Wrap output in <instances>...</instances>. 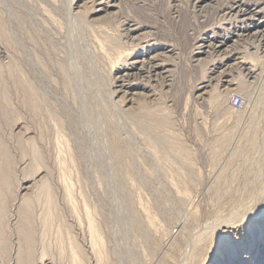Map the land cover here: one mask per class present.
<instances>
[{
  "label": "rangeland",
  "instance_id": "1",
  "mask_svg": "<svg viewBox=\"0 0 264 264\" xmlns=\"http://www.w3.org/2000/svg\"><path fill=\"white\" fill-rule=\"evenodd\" d=\"M52 1L0 2V264H264V0Z\"/></svg>",
  "mask_w": 264,
  "mask_h": 264
},
{
  "label": "bare ground",
  "instance_id": "2",
  "mask_svg": "<svg viewBox=\"0 0 264 264\" xmlns=\"http://www.w3.org/2000/svg\"><path fill=\"white\" fill-rule=\"evenodd\" d=\"M3 2V1H5V0H0V2ZM45 1V0H44ZM52 1V0H51ZM53 2V1H52ZM50 3V2H49ZM91 3H92V0H91ZM95 2H93V4H94ZM2 4V3H1ZM0 4V6H2ZM73 4V0H68V2H67V7H68V9H67V11L69 12L71 9H73L72 7H71V5ZM4 5H5V3H4ZM55 5V4H54ZM6 6V7H5ZM4 7L5 8H7V10L9 11V8H8V4H6ZM56 7V6H55ZM66 7V8H67ZM49 8V7H48ZM1 9V8H0ZM54 9V8H53ZM1 10H3V9H1ZM0 10V16L4 13L5 15H6V17H8L10 14H8V16H7V14L5 13V12H3V11H5V10H3V11H1ZM49 10V9H48ZM3 12V13H2ZM73 12H75L76 13V11H73ZM9 13H12V12H9ZM69 13H71V12H69ZM4 16V15H3ZM70 16H71V14H70ZM76 16V15H75ZM82 16V15H81ZM81 16H79V17H81ZM9 17H11V15L9 16ZM8 17V18H9ZM71 17H73V15L71 16ZM83 17H85V16H83ZM10 19V18H9ZM46 19V18H45ZM72 19V18H71ZM70 19V20H71ZM47 20V19H46ZM74 20V18L71 20V21H73ZM84 20V19H83ZM85 20H86V18H85ZM0 22L2 23V25H3V27L5 28L7 25V23L8 22H6L5 20H2L1 18H0ZM38 22V21H37ZM52 23V22H51ZM9 24V23H8ZM37 25V24H36ZM49 25V24H48ZM38 26H39V24H38ZM41 26V25H40ZM43 27V26H42ZM41 27V30L44 28H42ZM49 28H51V27H49ZM38 30V29H37ZM46 30V29H45ZM46 32V31H45ZM47 32H49V31H47ZM38 33V32H37ZM50 33V32H49ZM50 34H52V33H50ZM45 35V34H44ZM39 37V36H38ZM46 37H47V35H46ZM35 38V37H34ZM40 38V37H39ZM43 39H44V37H42ZM53 38H55V37H53ZM58 39V38H57ZM23 40V39H22ZM21 44H22V42L21 41H19ZM35 42H36V39H35ZM52 43V42H51ZM23 44H24V42H23ZM32 44V43H31ZM40 44V43H39ZM44 44H46V43H44ZM38 45V44H37ZM23 46L24 45H22V49H25V48H23ZM29 45L27 44V46L26 47H28ZM47 46V45H46ZM48 46H49V44H48ZM40 47V46H39ZM31 48V47H30ZM29 48V49H30ZM41 48H42V46H41ZM27 49V48H26ZM39 50V49H38ZM45 50V49H44ZM22 51H24V50H22ZM21 51V52H22ZM31 51H33V50H31ZM31 51H30V53H31ZM36 51V50H35ZM35 51H34V53H35ZM20 52V53H21ZM25 52V51H24ZM27 52H29V51H27L26 50V52H25V54L27 53ZM44 52V51H43ZM28 54V53H27ZM32 55H33V53H31ZM30 54V55H31ZM36 54V53H35ZM29 55V54H28ZM22 56V55H21ZM34 56V55H33ZM29 59V58H28ZM28 59H26L25 58V60L27 61ZM31 59H34L35 60V57L34 58H31ZM42 59V58H41ZM40 59V57H37V60H38V62L37 63H42V64H40V65H43V62H42V60L44 59H42L41 60ZM24 60V58L22 59V61ZM33 60V62H35ZM46 60V59H45ZM21 61V62H22ZM25 62V61H24ZM12 64H14V62H11ZM11 63L9 64V65H11ZM23 63V62H22ZM28 63V62H27ZM32 63V62H31ZM29 64V63H28ZM48 64V63H47ZM16 65V64H15ZM23 65V64H22ZM21 65V66H22ZM17 66V65H16ZM19 66V65H18ZM24 66V65H23ZM50 66V65H49ZM41 67V66H40ZM45 68V66L43 65L42 66V68ZM47 67V66H46ZM19 68V67H18ZM26 68V67H25ZM39 68V67H38ZM47 69V68H46ZM56 69V68H55ZM55 69H54V71H55ZM21 71H20V75H21V81H23L24 80V82H25V84H26V86H27V95H28V97L30 98V99H32L33 100V105H32V107L35 109V111H36V116L37 117H39V116H42L43 115V113H42V107H43V105L40 103V101L39 102H37V100H38V94H40V98L42 99V96H43V98L45 99V95H43V93H41L42 92V90H43V88H42V90H39L38 89V86H36V84H35V82H32V81H30L29 80V72L31 71V69H30V71H28V69L26 70V69H20ZM38 70V69H37ZM42 70H44V69H42ZM40 71V70H39ZM57 71V70H56ZM32 72V71H31ZM45 72V71H44ZM50 73H51V71H49ZM53 72V71H52ZM38 73H40V72H38ZM48 73V72H47ZM46 73V74H47ZM50 73H49V77H51L50 76ZM56 74V73H55ZM0 75H1V71H0ZM32 75V74H31ZM37 76V75H36ZM74 76V75H73ZM39 77V76H38ZM38 79V78H37ZM41 79V78H40ZM51 79V78H50ZM53 79V78H52ZM42 81V80H41ZM54 81H55V79H54ZM57 81V80H56ZM43 82V81H42ZM53 82V81H52ZM64 82V81H63ZM37 83V82H36ZM44 83V82H43ZM67 83V82H66ZM39 84H40V82H39ZM45 84V83H44ZM38 85V84H37ZM43 85V84H42ZM50 86V85H49ZM40 87H42L41 85H40ZM44 89H46V87L44 88ZM52 90V89H51ZM41 91V92H40ZM46 91H49L48 89L46 90ZM43 92H45V91H43ZM49 93H51V91L49 92ZM45 94V93H44ZM53 94V93H52ZM69 94V93H68ZM48 95H50V94H48ZM47 96V95H46ZM53 97H54V94H53ZM48 98V97H47ZM50 99H52V98H50ZM49 99V100H50ZM56 99V98H55ZM47 100V99H46ZM57 101L59 100V99H56ZM55 100V101H56ZM51 101V100H50ZM52 101H54V100H52ZM61 101V100H60ZM111 101V100H110ZM61 102H63L64 104L66 103V102H64L63 100L61 101ZM50 103V102H49ZM56 102H54V104H55ZM62 103V104H63ZM51 104V103H50ZM52 104H53V102H52ZM51 104V105H52ZM56 104H58V102L56 103ZM66 104H68V103H66ZM69 104H70V101H69ZM68 104V105H69ZM110 105V104H109ZM56 106V105H55ZM49 107V106H48ZM47 107V108H48ZM53 107H54V105H53ZM58 107H59V105H58ZM112 107H114V106H112ZM116 107H117V105H116ZM57 108V107H56ZM119 107H117V109H118ZM46 109V108H45ZM54 109V110H53ZM53 109H46L45 110V114H44V116H45V118H47L48 119V122H50L53 126V128H54V131L57 133V134H60V132H61V130L59 129V127H58V125H57V123H56V118L58 117L57 116V114H56V112H55V108H53ZM58 109V108H57ZM67 109V108H66ZM65 109V110H66ZM116 109V110H117ZM121 110H122V108H120ZM61 110H63V109H61ZM64 110V111H65ZM68 110H70V109H68ZM119 110V109H118ZM59 112V111H58ZM61 112V111H60ZM124 112V111H123ZM67 113V112H66ZM70 114V113H69ZM123 114H125V113H123ZM64 115V114H63ZM126 115V114H125ZM42 118V117H41ZM39 125V124H38ZM50 126V125H49ZM51 127V126H50ZM24 131H26V129L24 130ZM62 137H63V142H64V145H65V148H66V150H67V152H68V156L70 157V159H74L73 158V156H72V150H71V148H70V144H71V142H70V140H69V138L66 136V134L63 132L62 134H60ZM32 151H33V156H34V158L36 159V160H42L43 158H45L44 157V155H43V153H42V151L40 150V148L38 147V146H36V145H33V147H32ZM55 158L58 160V161H61V159H62V156H61V153L59 152V148H58V152L55 154ZM71 160V161H72ZM226 223H228V222H226ZM225 224V223H224ZM228 225V224H227ZM210 235V234H209ZM194 245V244H193ZM192 246V245H191ZM196 246V245H195ZM197 247H198V244H197ZM191 248V247H190ZM191 250L193 251V248H191ZM190 252V251H189ZM187 253V254H189V256L187 255V257H190V253ZM197 253V252H196ZM194 254V255H191L192 256V259L188 262L189 264H192V262H193V260H194V258L196 259V255L197 254ZM199 254V253H198ZM107 258H108V254H107V252H106V250H105V241L103 240L102 241V252H101V254L99 255V260L101 261V262H103L104 264H109L108 262H107ZM186 258V257H185ZM190 259V258H189ZM109 260V259H108Z\"/></svg>",
  "mask_w": 264,
  "mask_h": 264
}]
</instances>
